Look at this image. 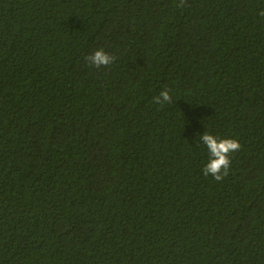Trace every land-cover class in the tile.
<instances>
[{
    "label": "trees",
    "instance_id": "1",
    "mask_svg": "<svg viewBox=\"0 0 264 264\" xmlns=\"http://www.w3.org/2000/svg\"><path fill=\"white\" fill-rule=\"evenodd\" d=\"M0 264H264V0H0Z\"/></svg>",
    "mask_w": 264,
    "mask_h": 264
},
{
    "label": "clouds",
    "instance_id": "2",
    "mask_svg": "<svg viewBox=\"0 0 264 264\" xmlns=\"http://www.w3.org/2000/svg\"><path fill=\"white\" fill-rule=\"evenodd\" d=\"M90 66L96 68L109 66L115 60L104 48H97L85 57ZM172 99L170 90L165 88L159 95L153 97L157 104L170 102ZM198 144L203 145L208 153V160L205 163L202 172L205 176H211L216 181H221L228 175L231 166V154L240 148L239 142L234 138H219L211 132L199 134Z\"/></svg>",
    "mask_w": 264,
    "mask_h": 264
}]
</instances>
